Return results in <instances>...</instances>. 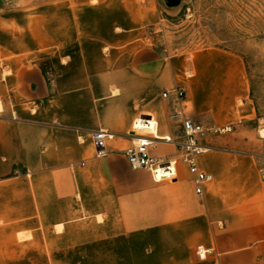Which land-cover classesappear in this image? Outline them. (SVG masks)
I'll return each instance as SVG.
<instances>
[{"label":"crops","instance_id":"crops-1","mask_svg":"<svg viewBox=\"0 0 264 264\" xmlns=\"http://www.w3.org/2000/svg\"><path fill=\"white\" fill-rule=\"evenodd\" d=\"M132 3L73 8L50 79L29 62L34 39L19 46L0 17V263L264 264V116L243 59L216 47L163 53L140 31L162 12ZM177 89L188 118L231 128L199 142L197 168L212 177L200 195L162 97ZM100 130L112 138L97 159ZM139 137L164 161L150 171L124 156ZM198 246L211 251L204 260Z\"/></svg>","mask_w":264,"mask_h":264},{"label":"rangeland","instance_id":"rangeland-1","mask_svg":"<svg viewBox=\"0 0 264 264\" xmlns=\"http://www.w3.org/2000/svg\"><path fill=\"white\" fill-rule=\"evenodd\" d=\"M133 1L129 0L131 5ZM135 1L145 6L149 0ZM98 2L99 0H0L2 27L5 30H16L19 46L29 42L30 38L34 39L29 62L43 66L45 78L50 79L53 76L50 64L57 63L58 35L63 28L68 33L70 12L75 7L96 5ZM155 5L159 13L162 12V21L156 25H148L151 18L146 15H143L145 20L141 21L145 23V27L140 31L155 39L148 43L155 44L166 54L186 55L203 48L216 47L239 55L249 77L251 100L258 113L264 116V0H192L180 9H169L162 0H151L146 13H152ZM112 6H116L115 3ZM61 16L62 21H59ZM9 24L12 26L9 27ZM72 28L71 25L70 31ZM2 61L5 63L8 59L3 57ZM5 76H8L7 71L3 72V77ZM262 132H259L260 136ZM26 237L19 235L18 240ZM24 252V249H19L18 260ZM16 264L23 263L19 261Z\"/></svg>","mask_w":264,"mask_h":264},{"label":"built area","instance_id":"built-area-1","mask_svg":"<svg viewBox=\"0 0 264 264\" xmlns=\"http://www.w3.org/2000/svg\"><path fill=\"white\" fill-rule=\"evenodd\" d=\"M162 97L171 100L172 110L169 114V119L176 123L179 128L178 136L173 144L179 151V161L187 168L193 178L195 193L200 195L203 185L210 182L212 177L197 168V157L208 151L200 146L199 142L208 136L225 135L231 132V128L221 127L213 123L203 125L188 118L181 106L184 100L183 89L165 92ZM262 137H264V134H262ZM92 138L95 147V158H105L107 155L106 142L112 138L111 134L100 130L94 132ZM154 146V140L145 137L136 138L132 148L127 150L124 155L128 166L132 170L150 171L155 166L162 164L163 160L151 156ZM210 253L211 251L206 250L203 246L196 248V255L199 260H204Z\"/></svg>","mask_w":264,"mask_h":264},{"label":"bare ground","instance_id":"bare-ground-1","mask_svg":"<svg viewBox=\"0 0 264 264\" xmlns=\"http://www.w3.org/2000/svg\"><path fill=\"white\" fill-rule=\"evenodd\" d=\"M262 134H264V133L262 132Z\"/></svg>","mask_w":264,"mask_h":264}]
</instances>
